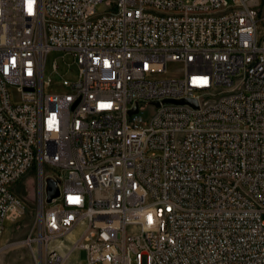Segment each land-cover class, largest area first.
<instances>
[{
  "label": "built area",
  "instance_id": "built-area-1",
  "mask_svg": "<svg viewBox=\"0 0 264 264\" xmlns=\"http://www.w3.org/2000/svg\"><path fill=\"white\" fill-rule=\"evenodd\" d=\"M33 170L36 264H264V0H0V239Z\"/></svg>",
  "mask_w": 264,
  "mask_h": 264
},
{
  "label": "rangeland",
  "instance_id": "rangeland-1",
  "mask_svg": "<svg viewBox=\"0 0 264 264\" xmlns=\"http://www.w3.org/2000/svg\"><path fill=\"white\" fill-rule=\"evenodd\" d=\"M106 8L105 4H100L97 7V11L100 14ZM55 62L59 64L57 70L53 67ZM179 68L181 67L177 64H170L167 75H173L174 71ZM78 70V65L74 57L65 51L53 50L47 56L45 66L46 77H51L54 83H59L65 78L70 81H76L78 78ZM181 74H183L182 70ZM37 182L38 177L35 170H33L15 186V192L27 202L29 210L16 223H12L9 220L5 222L6 231L0 239V264H36L33 248L26 240L32 232L35 223L37 209L36 198L38 194Z\"/></svg>",
  "mask_w": 264,
  "mask_h": 264
},
{
  "label": "water",
  "instance_id": "water-1",
  "mask_svg": "<svg viewBox=\"0 0 264 264\" xmlns=\"http://www.w3.org/2000/svg\"><path fill=\"white\" fill-rule=\"evenodd\" d=\"M169 102L177 103V104H191L194 106H197V100L185 98L180 100H167ZM137 109H135L136 111ZM48 186H47V202H51L55 197L59 195V187L58 183L53 178H48L47 180Z\"/></svg>",
  "mask_w": 264,
  "mask_h": 264
},
{
  "label": "snow or ice",
  "instance_id": "snow-or-ice-1",
  "mask_svg": "<svg viewBox=\"0 0 264 264\" xmlns=\"http://www.w3.org/2000/svg\"><path fill=\"white\" fill-rule=\"evenodd\" d=\"M29 10H30V5H29ZM149 219L151 220V217H149Z\"/></svg>",
  "mask_w": 264,
  "mask_h": 264
}]
</instances>
